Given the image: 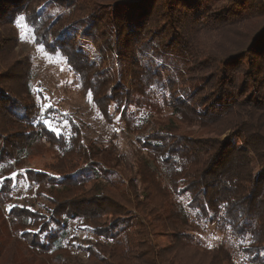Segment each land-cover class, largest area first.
<instances>
[{
  "label": "trees",
  "instance_id": "trees-1",
  "mask_svg": "<svg viewBox=\"0 0 264 264\" xmlns=\"http://www.w3.org/2000/svg\"><path fill=\"white\" fill-rule=\"evenodd\" d=\"M29 1L0 0V16L5 9L12 22L22 15L35 43L61 57L74 74L72 83H65L82 85L104 120L126 119L129 128L149 114L162 118L154 130L136 137L141 153L127 161L116 144L86 139L82 124L54 103L45 86L29 84L27 59L25 69L11 63L0 73V89L8 96L0 103V168L7 167L0 190L6 184L11 193L14 163L23 161L19 154L34 142L51 145L55 159L45 169L18 173L45 187L48 205L0 210V264H264V173L253 166L256 159L264 170V0L59 5V14L75 15L73 22L89 26L93 39L99 25L104 36L112 34L114 45H107L103 57L108 67L99 69L76 55L74 26H62L49 37L51 30L42 22L46 4L35 9ZM56 17L50 16L53 22ZM162 24L172 29L167 42H149L146 36L161 38ZM153 26L157 29L149 34ZM135 43L148 48L141 54L148 55L147 65L128 73L123 56ZM156 84L161 85L153 100ZM137 97L144 110L130 115L127 106ZM48 100L51 107L41 112ZM44 119L62 135L49 131ZM108 215L111 219L102 221ZM71 221L92 238L68 237ZM204 226L225 228L235 246L223 239L206 244L197 235ZM147 231L169 233L171 243L155 249L144 237Z\"/></svg>",
  "mask_w": 264,
  "mask_h": 264
},
{
  "label": "rangeland",
  "instance_id": "rangeland-1",
  "mask_svg": "<svg viewBox=\"0 0 264 264\" xmlns=\"http://www.w3.org/2000/svg\"><path fill=\"white\" fill-rule=\"evenodd\" d=\"M55 1L57 2L55 3ZM69 1L70 0H30L29 4L31 3V7H34L35 9L40 4H46V7L43 8L46 9L47 15L45 18L42 17V22H45L46 26H49L51 30L48 34L49 37L52 38L51 34L55 31L58 32L62 26H65L64 28L74 26V30L70 32V35L77 34L76 39L78 43L75 50L76 55L86 61L92 69H99L105 66L108 67V62L103 60V57L104 53H106L107 45H114L115 41L112 34L109 33L104 36L103 32H101L104 26L99 25V30L96 34L97 38L93 39L91 31L88 29L89 26H84V23L73 22V19L76 18L75 15L69 13V15H67L66 13L61 16L59 14L60 11L57 10L59 5L64 8L65 4L68 5ZM62 7H60V9H62ZM9 11V9H5L0 16V73L5 72V69L11 63L21 65V67L25 69V60L27 59V63L29 64V84L32 86L40 84V87L45 86L47 91H51V97L54 100V103L59 104V108H62L63 105L64 108L69 110L75 116L76 121L82 124L86 139L93 140L100 143V145L104 144V146L109 145V142L116 144L120 152L124 153L126 156L127 161L133 160L137 154H140L141 141L136 142V137H140L145 133L154 130L156 125L155 121H160L162 117L160 115L150 116L149 114L144 123H140L138 127L130 126L129 128L126 126V119L120 118L112 123L104 120L92 104L89 103L88 93L84 87L79 85L77 81L73 85L69 84L72 83L74 74L68 70L65 61H63L61 57L48 55L35 43L30 27L24 19L20 20L22 15L15 17L16 22L8 20L9 15L7 12ZM55 15H57V17L53 22L50 16L54 17ZM175 17L178 19H185L184 21H187L186 17H184L182 13H177ZM168 22L172 25L170 20H168ZM156 29L157 26L151 27L150 30H148L150 31L149 34H151L152 30L155 31ZM22 33H26L24 39H21ZM142 34L145 36V33ZM171 34V27L162 24L160 30L158 31V35L161 38L158 39V36L146 37L149 42H160L165 44ZM106 37H108V40H105ZM160 43H157V45L159 46ZM147 51H149L147 47L136 43L128 46V52L126 51V55L123 54V57H126L127 61L122 63L123 65H128L126 67V71H133L138 67L143 68L147 65L145 64V61L148 60V55L144 54V56H141L142 53ZM131 57L135 58L133 65L131 64ZM119 62L122 61L119 60ZM142 62L143 65L141 66ZM164 62V64H167V59H165ZM149 67L154 68L155 65L151 64ZM137 71L140 72L142 69ZM65 82H69L68 85ZM162 82H166V78L164 76ZM2 85H4V82L0 81V88L3 87ZM158 85L161 84H156L151 88L152 93H154V95H152L154 98L153 100L157 98V91L160 90L159 87L156 88ZM42 93H44L46 97L48 96V94L44 91ZM24 97L25 95L20 93V98L25 101ZM5 98H8V96H6V94L0 89V103L2 102V99H4L3 104H6ZM19 101L20 100H17V102ZM49 101L50 100H48L45 105H49L51 102ZM3 110L7 112L6 109ZM142 110H144V104L139 97L133 101V104L127 106V111L130 115H135L138 111ZM165 111H167V109L163 110V112ZM55 118L59 119V114H56ZM130 125H132V123ZM11 129L15 130V127L12 126ZM197 129V127H193L190 130L191 132L197 133ZM128 130H130L131 133ZM233 143L235 145L240 144L236 139ZM19 156L22 157L23 161H15L14 163L15 165L17 164V167H15V172L12 173V177L16 178V180L11 188L12 191L10 190L11 193L8 195V188L6 184L2 185V187L5 188V191L4 189L0 190V210L4 213H6L7 208L13 204H26L27 206L34 207L36 210H42V208L48 205V201L45 199V195L43 194V192L46 193L45 187L38 186L36 183L31 181L27 182L23 178L21 179L19 174H22L21 171H23L24 168L41 170L45 169V166L47 167L48 165H53L55 157L52 146L46 142L37 141L31 144L29 148L24 149ZM72 163H75V161ZM77 164L82 165V161L78 160ZM253 166L256 173H264V170L262 169L261 171L259 168V164L256 159L253 160ZM5 169H7L6 166L0 168V178H3L2 174ZM89 186L90 183H87V187ZM80 209H82V207H80ZM106 219H111V216H104L102 221H105ZM205 227L206 226L202 227V230H200L197 235H199V238H201L206 244H212L216 240L223 239L228 241L229 245L235 246L236 241H230L231 237L229 233L226 232L225 228H219L218 226ZM71 235L75 236L80 242L84 239L92 238L91 233L81 230L80 228H75L74 221L70 222L67 232L68 237ZM144 237L151 240L155 249L166 247L171 243V236L169 233L154 234L147 231L144 234ZM136 239H138V237ZM238 256L240 258L243 257V253L240 250ZM82 264H93V261L91 260L90 262L84 263L83 260Z\"/></svg>",
  "mask_w": 264,
  "mask_h": 264
},
{
  "label": "snow or ice",
  "instance_id": "snow-or-ice-1",
  "mask_svg": "<svg viewBox=\"0 0 264 264\" xmlns=\"http://www.w3.org/2000/svg\"><path fill=\"white\" fill-rule=\"evenodd\" d=\"M24 18L23 17H21L20 18V20H23ZM25 35H26V33H22L21 34V39H24L25 38ZM45 99H47V98H45ZM51 106L50 105H43V107H42V109H41V112H43L45 109H48V108H50ZM119 119V118H118ZM43 124L46 126V127H48V129H49V131H53L56 135H62V131H61V129L59 128V127H53V125H52V122H50V121H48L47 119H44L43 120ZM13 175H15V174H13ZM210 246V245H209Z\"/></svg>",
  "mask_w": 264,
  "mask_h": 264
}]
</instances>
